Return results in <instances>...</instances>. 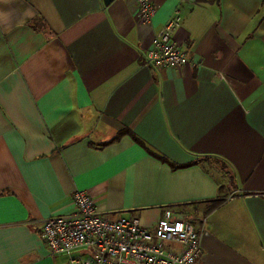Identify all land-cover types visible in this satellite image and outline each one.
Segmentation results:
<instances>
[{
    "label": "crops",
    "instance_id": "0c3cea01",
    "mask_svg": "<svg viewBox=\"0 0 264 264\" xmlns=\"http://www.w3.org/2000/svg\"><path fill=\"white\" fill-rule=\"evenodd\" d=\"M153 1L139 25L134 0H0V264H70L41 225L77 189L204 222L196 264H264V0ZM177 10L200 63L147 65Z\"/></svg>",
    "mask_w": 264,
    "mask_h": 264
},
{
    "label": "built area",
    "instance_id": "2783aa9c",
    "mask_svg": "<svg viewBox=\"0 0 264 264\" xmlns=\"http://www.w3.org/2000/svg\"><path fill=\"white\" fill-rule=\"evenodd\" d=\"M139 25L151 24L156 11L153 0H134ZM182 16H174L155 32L145 63L157 68L185 67L200 62L175 40ZM224 79V76H221ZM73 214L53 215L41 225V238L51 255L67 256L70 264H196L202 254L204 222L175 216L166 209L154 226L138 216L110 218L98 210L86 190L72 194Z\"/></svg>",
    "mask_w": 264,
    "mask_h": 264
},
{
    "label": "trees",
    "instance_id": "16d2710c",
    "mask_svg": "<svg viewBox=\"0 0 264 264\" xmlns=\"http://www.w3.org/2000/svg\"><path fill=\"white\" fill-rule=\"evenodd\" d=\"M124 133H131V134L133 135V137H134L138 142H141V143H142V141H141L139 138H137V137H136V136H135V135H134L129 129H125V130H123V131L120 132V134H124ZM153 154H155V153H153ZM155 155H156V154H155ZM162 159H165V158L162 157ZM222 201H223V200H221V199H216V200H214L213 203H212V205H211V208L220 205V204L222 203Z\"/></svg>",
    "mask_w": 264,
    "mask_h": 264
},
{
    "label": "water",
    "instance_id": "95a60500",
    "mask_svg": "<svg viewBox=\"0 0 264 264\" xmlns=\"http://www.w3.org/2000/svg\"><path fill=\"white\" fill-rule=\"evenodd\" d=\"M109 0H105V2L107 3Z\"/></svg>",
    "mask_w": 264,
    "mask_h": 264
}]
</instances>
